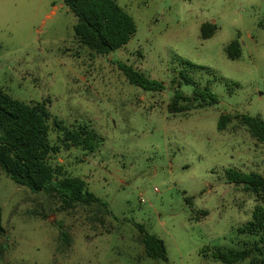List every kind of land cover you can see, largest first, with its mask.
Here are the masks:
<instances>
[{
  "label": "rangeland",
  "instance_id": "rangeland-1",
  "mask_svg": "<svg viewBox=\"0 0 264 264\" xmlns=\"http://www.w3.org/2000/svg\"><path fill=\"white\" fill-rule=\"evenodd\" d=\"M113 1L136 30L98 55L76 42L75 17L61 0H0V89L45 104L51 145H61L54 119L95 135L94 152L62 147L49 163L106 203L67 208L0 170V264H222L214 247L257 239L238 229L264 193L257 199L229 184L226 171L264 180V148L236 119L222 131L217 124L221 115L264 122V0ZM205 23L215 31L204 40ZM232 41L241 50L235 60L225 53ZM117 63L164 89L130 85ZM181 70L217 104L169 114L176 89L191 94V85L175 83ZM139 227L163 241L166 262L145 256Z\"/></svg>",
  "mask_w": 264,
  "mask_h": 264
},
{
  "label": "trees",
  "instance_id": "trees-1",
  "mask_svg": "<svg viewBox=\"0 0 264 264\" xmlns=\"http://www.w3.org/2000/svg\"><path fill=\"white\" fill-rule=\"evenodd\" d=\"M63 5L75 17L73 34L76 42L98 55H108L125 46L135 33L133 19L113 0H61ZM215 27L205 23L200 27L201 39L213 36ZM229 60L240 57L241 50L237 41H232L225 48ZM182 66L190 70L198 67L181 61ZM118 70L126 81L145 92H160L164 89L161 82L152 80L134 70L131 66L117 63ZM178 88L181 84L191 85V94L185 95L179 89L173 93L168 106L169 114L188 112L217 104V97L208 86H200L181 70L175 80ZM232 119L242 126L258 144L264 148V122L258 117L221 115L217 130L227 129ZM50 114L44 103L27 104L13 98L0 89V170L16 185L26 187L32 193L46 192L57 198L65 207L75 204L105 205L93 193L86 189L83 180L64 176L60 167L49 163L51 155L71 147L86 152H94L97 141L95 135L84 128L69 130L55 119L52 121L59 131L61 145H51L48 136ZM229 184L242 185L244 190L257 199L263 197L264 180L256 173H239L227 170ZM264 199V198H263ZM188 202L189 199H186ZM206 216V212H200ZM141 230V243L147 258L166 262V248L162 240L155 235ZM240 234L257 237L241 249L214 247L212 258L222 264H264V205L260 202L251 213V218L238 229Z\"/></svg>",
  "mask_w": 264,
  "mask_h": 264
}]
</instances>
